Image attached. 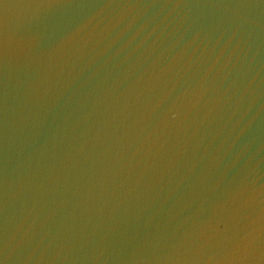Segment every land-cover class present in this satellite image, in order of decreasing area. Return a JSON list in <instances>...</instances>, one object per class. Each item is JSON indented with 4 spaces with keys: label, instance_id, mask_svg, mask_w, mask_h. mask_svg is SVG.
<instances>
[{
    "label": "water",
    "instance_id": "water-1",
    "mask_svg": "<svg viewBox=\"0 0 264 264\" xmlns=\"http://www.w3.org/2000/svg\"><path fill=\"white\" fill-rule=\"evenodd\" d=\"M264 264V0H0V264Z\"/></svg>",
    "mask_w": 264,
    "mask_h": 264
},
{
    "label": "clouds",
    "instance_id": "clouds-1",
    "mask_svg": "<svg viewBox=\"0 0 264 264\" xmlns=\"http://www.w3.org/2000/svg\"><path fill=\"white\" fill-rule=\"evenodd\" d=\"M235 257L230 255H223L222 258L216 256H210L207 260V264H234Z\"/></svg>",
    "mask_w": 264,
    "mask_h": 264
}]
</instances>
